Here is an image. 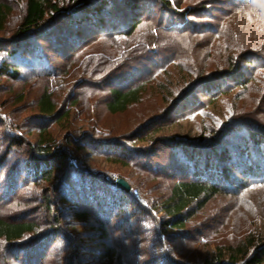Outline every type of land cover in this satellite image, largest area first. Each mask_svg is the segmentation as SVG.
I'll list each match as a JSON object with an SVG mask.
<instances>
[{"label": "rangeland", "instance_id": "obj_1", "mask_svg": "<svg viewBox=\"0 0 264 264\" xmlns=\"http://www.w3.org/2000/svg\"><path fill=\"white\" fill-rule=\"evenodd\" d=\"M84 1L93 6L103 0ZM108 1L102 13L105 33L111 27L126 33L131 15L125 4L141 8L132 37H105L52 14L45 41L29 57L13 44L25 0H0L10 8L0 29V65L6 61L19 72L17 79L0 75V216L37 227L21 244L0 239V264H105L96 246L98 234L87 229L92 221L76 225L71 213L85 210L96 216L97 200L106 205L107 198L100 197L111 192L116 179L130 187V195L108 209L113 245L126 251L123 264H215L217 251L264 241V143L255 140L264 141V66L257 59L240 63L243 85L229 77L196 87L227 67L230 52L238 59L264 42L263 20L254 18L256 11L264 13V0L244 17L227 15L234 7L231 0H176L179 8L170 10L152 0ZM57 5L74 19L92 14L91 9L77 16L82 0H58ZM179 23L186 27L183 34L180 27L176 34L165 29ZM13 51L16 56L10 58ZM132 66L130 78L110 82ZM45 72L50 76L37 77ZM140 83L137 104L117 114L106 110L111 88ZM44 89L54 93L56 112H69L61 123L38 115ZM42 126L53 151L66 156L51 181L36 180L25 169L31 157L40 155L36 141ZM13 138L23 145H12ZM167 138L175 142L166 144ZM69 175L77 181L70 187L80 210L59 199L58 187ZM190 175H209L227 192L193 213L184 228L162 230L169 220L162 203L171 187ZM81 193L87 203L79 200ZM54 216L59 222L52 221ZM247 249L250 255L253 248Z\"/></svg>", "mask_w": 264, "mask_h": 264}, {"label": "trees", "instance_id": "obj_2", "mask_svg": "<svg viewBox=\"0 0 264 264\" xmlns=\"http://www.w3.org/2000/svg\"><path fill=\"white\" fill-rule=\"evenodd\" d=\"M108 0L98 1V3H95V5L92 6V4H89V2H85L82 0L83 5L82 8L78 9V12L76 13L77 16L81 15L82 13L91 10L90 16H85L80 19H74L75 17H72L69 13L61 12L59 11V7L57 5L58 0H25V12L24 16L21 20L20 25L17 28L16 37L13 40L14 46L17 48L15 49L16 52H19L20 54L24 56H32L33 53L37 49V43L38 42H44V33L47 31L48 28L46 24V20L48 18V15L55 14L54 17L58 19H62L64 21H71L75 22L78 25H87L88 27L92 28L97 33L103 34L104 36H124V37H132V34L134 33L135 29L137 28L141 16V8L134 3H127L125 4V10L130 14L129 22L126 27V33L122 32L121 30H118L117 28L114 31V27L110 28L111 33H105L106 27H107V20L103 17L104 7L107 5ZM157 5L170 10L173 7L179 8L180 4L176 2V0H152ZM255 1V2H254ZM257 0H231L232 3H234V7L227 12V15L229 13L232 14V12L239 13L240 16H246V13L249 11H252L256 8L254 6L256 4ZM259 1V0H258ZM258 6V5H257ZM200 10H203V7L200 8ZM199 10V11H200ZM10 11V8L6 5L0 4V29L3 28L4 22L7 18L8 12ZM192 11L189 9L186 12L183 13L184 16H189L187 14H190ZM195 12V11H194ZM260 11H256L254 14V18L259 19L264 24V13H261ZM92 22H94L92 24ZM179 26L172 25L168 29L169 34H176L177 28L180 27L179 33L183 34L186 31V27L183 25V23H179ZM184 26V27H183ZM177 27V28H176ZM264 27V26H263ZM176 31V32H175ZM114 32V33H112ZM78 33V32H76ZM222 33V32H221ZM221 33H215L216 36L220 37ZM75 34V33H74ZM71 35V33H70ZM76 35V34H75ZM102 36V35H101ZM261 43V42H260ZM264 42L261 44H257L254 46V49L242 53L239 57L233 59V53L230 52L229 56L226 59V65L227 67L224 68L226 71H220L219 75H216L210 80H206L203 83L199 82L196 83V87L204 86L201 84L210 83L214 81H218L220 79H227L230 78H236L237 77V85H243L242 80H240L238 77L241 76L243 80H245V76L241 74V71L239 70L240 63H250V60L257 59L258 61L262 62V66H264V50H263ZM43 47L41 46V50ZM12 58L13 56H16V54L13 52H10L9 54ZM238 57V56H237ZM133 60V59H132ZM128 71L126 73L114 75V77L110 80V82L115 85L117 82L124 81L125 79L130 78V75L134 70H136V67H127ZM46 73V72H45ZM70 67H67L66 69V75L67 77L70 74ZM1 74H10V77L12 79L18 78V70L11 66L9 63H6V61L1 62L0 65V75ZM48 77L50 76L49 73L46 74H40L37 75V77ZM100 82V81H99ZM105 82V81H104ZM242 83V84H241ZM82 84V83H81ZM87 82H85V85ZM143 84L140 83L134 87H128L124 89L119 88H111L109 93V101L106 103V110L110 114H117L122 113L127 110V108L131 105L137 104L140 100V94L143 89ZM195 86V85H194ZM191 88L193 87L190 86ZM189 91V90H187ZM73 96V95H70ZM183 96V95H182ZM185 98V94L180 100H178L175 103V106L178 105L181 100ZM75 104H77V99L74 100ZM181 104V103H180ZM37 112L38 115L41 117V119L46 122H57L61 123L68 117L69 112H66L64 114H60L59 112H56V102L54 98V93L49 91L48 89H44L43 92L39 95L37 100ZM46 127L42 126L39 130L38 139L36 141L37 146V153H40L38 156H33L25 166V169H27L28 175H31L36 180H44V181H51L53 179V174L58 168L57 164H65V153L63 152H55L53 151V141L49 136L46 134ZM253 139V137H252ZM257 141L256 144H263L264 141L261 142V139H255ZM166 144H173L175 141L173 139L167 138L164 140ZM255 141V142H256ZM254 139H253V143ZM12 145L21 146L23 143L19 141L17 138L12 139ZM201 151H197L196 153L199 154ZM215 154V153H213ZM215 155H221L215 154ZM117 160V159H116ZM207 162V161H206ZM71 168V167H70ZM196 168V167H194ZM247 170H251V168H247ZM70 172H73L71 170ZM198 172L196 169L193 170V174ZM223 174V172H221ZM221 174V175H222ZM65 178V181L61 183V185L58 187L59 191V199L61 201L74 204L72 208L80 210L78 199L76 201L74 200L75 192L72 191L70 184L76 183L75 179L73 177ZM209 176V175H208ZM206 175L205 178H202L200 175L196 176H189V179L186 181H179L176 182L170 189L168 197L164 200V202L161 205V211L169 218L168 221L163 223L162 230H166L168 228H184V226L187 224V221L192 217L193 213L200 212L205 208V206L209 203L210 200H212L215 196L224 194L227 192V189H224L219 181H213L211 177H208ZM227 178V177H226ZM222 180H224V176L221 177ZM117 180V179H116ZM115 180V181H116ZM123 180V179H122ZM126 182V181H125ZM83 184V183H81ZM91 185V183H89ZM113 188L111 192L109 193H103L100 198H107L108 202H106V205H101L102 200H97V207L98 211L96 216H92V214L89 211L82 210L81 212H73L71 213V220L74 222V224L83 225L86 226L90 223L89 227H87L90 232H95L98 234L97 241L100 243H97L96 246L101 249V255L100 260L105 261V264H115L117 262L118 264H123L124 262V254H126V251L120 250L116 247H114L112 238L109 234V225H110V215L109 208L113 209L118 204H120L126 197L130 195V191L126 192L120 188H117L115 186V182L112 184ZM92 189V195L91 197L95 196V188L91 187ZM85 191V190H82ZM84 193L79 194L80 198L83 202L87 203V198L84 196ZM105 200V199H104ZM48 206H46V210L50 211V208L52 207V204L48 200L45 201ZM51 204V205H50ZM117 204V205H116ZM95 205V204H94ZM95 205V207H96ZM103 210L104 212L102 213ZM52 221L59 222V219L55 216L52 217ZM55 222V223H56ZM75 225V226H76ZM37 231V227L28 222H18V223H10L7 220L3 219L0 216V239L3 240L5 243H10L13 245L21 244L20 241L29 234L35 233ZM164 233V231H163ZM19 246V245H18ZM253 248V251L250 255L247 253V248ZM244 249V250H243ZM72 250V249H71ZM75 250V249H73ZM77 250V249H76ZM216 262L215 264H264V241H261L256 246H254V243H250L249 246H240L235 249L233 248H227L224 251H217L216 253Z\"/></svg>", "mask_w": 264, "mask_h": 264}, {"label": "water", "instance_id": "obj_3", "mask_svg": "<svg viewBox=\"0 0 264 264\" xmlns=\"http://www.w3.org/2000/svg\"><path fill=\"white\" fill-rule=\"evenodd\" d=\"M115 186L117 188H120V189L126 191V192H129L130 191L129 185L124 180H122V179H117L115 181Z\"/></svg>", "mask_w": 264, "mask_h": 264}]
</instances>
